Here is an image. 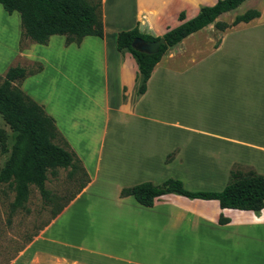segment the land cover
Here are the masks:
<instances>
[{
  "label": "crops",
  "instance_id": "obj_1",
  "mask_svg": "<svg viewBox=\"0 0 264 264\" xmlns=\"http://www.w3.org/2000/svg\"><path fill=\"white\" fill-rule=\"evenodd\" d=\"M216 1L101 0L102 38L86 36L79 45L65 46L64 38L54 35L46 45L29 43L21 51L17 48L19 16L16 12L8 15L0 9V35L8 42L5 44L3 40L6 55L0 61V76L19 59L41 64V71L26 77L19 88L53 119L56 130L89 178L85 187L4 264H264V208L259 211L220 209L216 201L172 194L158 197L151 207H143L132 197H119L121 188L138 184L135 182L130 185L109 182L114 188L113 198L99 200L104 203L101 205L84 207L91 213L87 222L94 229L89 243L71 242L61 236L76 219L73 213L80 208L75 204L107 175L106 169L100 173L105 140L114 145L120 141L128 151L127 157L134 152L142 155V170L144 165H152L151 176L147 179L152 185L167 179L180 181L184 188L193 179L197 183L224 181L233 164L244 165L241 167L264 175L248 161L222 160L223 150L229 145L264 153V144L242 140L235 135L241 128L235 130L241 125L240 119L248 116L250 111L252 129L255 121H264V0H245L167 48L152 68L142 94L137 93L141 75L134 59L128 52L116 50V35L120 31L136 26L143 35L160 37L168 29L193 18L201 7L212 6ZM106 5H110L109 13H106ZM247 10L256 11L258 16L232 25L234 18ZM180 13L183 14L182 21L178 20ZM216 22L226 24L227 28L216 29ZM243 35L252 36V104L248 99L251 90L239 96L241 78L235 76L234 68L227 70L225 64L204 63L202 75L191 72L204 58L222 52L228 39L233 43ZM90 62L92 64H88ZM81 63L98 71L100 104L90 92L84 91L87 86L80 78L72 74L71 70ZM216 69L219 71L211 72ZM189 72L190 76H187ZM49 75H55L68 86L62 90L63 94L66 90V98L90 97L95 118H90L89 124L81 123L87 116L71 111L77 105L71 109L70 105L62 107L60 102L55 105L40 92ZM70 91L71 96L68 95ZM195 98L202 101L210 98L207 99L210 110L206 111L212 113L208 118L217 123L221 132L198 130L170 118L171 112H191L193 108L189 106ZM93 119L95 126L92 128ZM110 121L113 126L109 125ZM146 123L160 128L148 131V137H145L146 131L140 124ZM86 130L88 134L92 132L91 137L86 136ZM232 130L235 133H230ZM193 137L210 140L207 144L211 143L208 145L211 148L207 150L206 145L203 148L192 144ZM119 138L121 140H117ZM107 149L106 153H109L112 146ZM168 155L169 160L164 162ZM104 164L110 166L112 161L105 159ZM189 164L193 171L211 164L220 171L221 178L210 179L208 174L201 172L190 176ZM131 175L134 174L128 171L123 178ZM221 186L207 191H220L224 185ZM219 216L227 222L218 224ZM163 231H168V236L162 238Z\"/></svg>",
  "mask_w": 264,
  "mask_h": 264
},
{
  "label": "trees",
  "instance_id": "obj_2",
  "mask_svg": "<svg viewBox=\"0 0 264 264\" xmlns=\"http://www.w3.org/2000/svg\"><path fill=\"white\" fill-rule=\"evenodd\" d=\"M245 0H217L212 6L201 7L191 19L168 29L160 37L141 34L137 27L120 31L116 35L115 46L119 53L128 52L134 59L141 81L137 89L142 94L145 82L152 68L159 61L165 50L187 35L211 24L218 15L236 8ZM1 9L8 15L16 12L19 16L18 49L26 44L46 45L51 36L64 38V45H79L86 36L102 38L101 0H0ZM258 16L254 10H247L236 16L232 22H248ZM183 20V14L178 15ZM218 30L227 25L216 22ZM134 38L144 41H156L162 38L164 43L155 54H144L130 48ZM42 66L33 63L28 68L18 65L8 67L0 77V117L13 133V142L9 156L0 169V184L13 193L10 208H24L29 196V187L38 191L44 204H54L55 199L45 189L46 172L52 175L56 168H69L68 177L78 169L81 184L76 193L64 205L51 213L53 219L88 183L89 178L79 159L69 149L42 106L31 100L20 88V83L29 76L40 72ZM170 156L166 157L168 161ZM177 195L187 199L216 201L220 209L239 211H259L264 208V175L238 164L232 165L225 185L220 191H189L178 180L167 179L160 185L149 182L121 188L119 197H132L143 207H151L154 201L163 195ZM227 219L218 217L222 225Z\"/></svg>",
  "mask_w": 264,
  "mask_h": 264
},
{
  "label": "rangeland",
  "instance_id": "obj_3",
  "mask_svg": "<svg viewBox=\"0 0 264 264\" xmlns=\"http://www.w3.org/2000/svg\"><path fill=\"white\" fill-rule=\"evenodd\" d=\"M110 9H111L110 5H108L106 9L107 11L106 13H109ZM2 38L3 37L0 35V61L3 55L4 54L6 55V50H4L5 47L4 43L6 44L7 40ZM27 47L28 45L26 44V48ZM17 48H18V42H17ZM33 63L35 62H28L19 59L18 61L14 62L12 66L18 65L24 68H28ZM204 63L223 64L222 66H224L225 64L227 70H231L232 68H234L236 72L235 76H239L241 78V82H240L241 91L239 96H241L244 91L251 90L248 99L252 104V36L243 35L239 38V41H234L233 43H232V39H228L222 52H218L217 54H212L209 58H204L202 61L196 64L195 69L190 71L198 73L196 74V76L202 75L205 71L202 68ZM88 64H92V62ZM227 70H225V72H228ZM71 71L72 74L78 76V78H80L79 80L87 86L86 88H83L84 91L86 93L90 92V95L92 97L94 96L96 97V99H98L97 102L99 104L102 103L101 100L99 99L100 94L97 90L99 87V83H98L99 77L97 74L98 71L95 69V67L93 66L88 67L87 64L81 63L79 66H76L75 69ZM77 71L79 72V75L76 74ZM217 71L219 70L216 69L211 72H217ZM3 74L4 73H2L0 77H2ZM189 74L190 72L187 74V76H190ZM91 78H93L94 80H91ZM233 80L235 81L236 77ZM92 82L94 83L92 84ZM0 83H1V79H0ZM63 87L67 89L68 86L63 84L61 80H58V77H56L55 75L53 76L49 75L46 77L42 89L40 88L41 90L40 92L44 96L48 97V99H50V101L55 105H57V103L60 102L62 107L64 106L67 107L70 105V109L73 108V106L75 108V106L77 105V107L71 111L73 112L78 111L79 116L85 115L89 117V118L86 117V119L84 120L85 122H81L86 126V124H89L91 120L90 118H95V115L93 113L94 112L93 103L91 100H89L90 97L81 95L79 97L66 98L65 95L66 90L65 93L63 94L62 91L64 90ZM68 93L69 96L72 95L71 91ZM47 94L49 96H47ZM207 99L206 101L205 100L202 101L201 98H195L194 101H192L189 106L190 108H193L191 112L187 114H182V113L179 114L178 112L177 114L176 112L175 113L171 112L170 118L177 120L178 123L182 125L196 128L198 130L221 132L222 130L219 129L217 123L214 121L211 122L210 119L208 118V115L211 114L212 112L207 114V112L209 111L206 110H210V107H208L209 102H207ZM179 101L180 103H184L183 100L179 99ZM229 104L230 103H227L226 106H229ZM213 105H216V103H213ZM224 111L225 109L222 111V117H224ZM94 122L95 120L93 119L92 128L93 126H95ZM240 122L241 125L239 124L240 126L238 128H235V130H237L241 127L239 133L235 134L236 137H239L242 140H252V142L264 144V121H260V120L255 121V123H253L254 129H252V111H250L248 116H243L240 119ZM109 125L113 126L114 124L110 121ZM140 126L144 131H146L145 137H148L147 136L148 131H154L160 128L159 126H154L151 125L150 123H146L144 125L140 124ZM84 132L86 136L87 135L90 137L92 136L91 135L92 132H90L89 134L87 130ZM224 133H229V132H224ZM230 133H235V132H233L232 130ZM108 136L109 133L107 134V137ZM117 140H121V138ZM105 141L107 142L104 144V149L102 151V164L100 167L101 168L100 173H103L104 169H106L104 172L107 173V175L104 177L103 181L101 182L98 181V184L93 188V190H90L89 193H86L85 195L82 196L81 202L75 204L77 208H80L79 210H77L75 214L73 213L76 219L74 223H70L66 231L61 234V236H63L64 238L70 239L69 241L71 242L72 241L75 242L84 241L85 243L90 242L92 238V232L94 233V229H92L90 223L87 222L88 218L91 216V213H89L87 209H85L84 207L97 206L96 204L101 205L104 203L103 201L99 202V200L103 199L106 201L107 199L113 198L114 188L112 185L109 184V182L111 184H117V185L123 183L130 185L131 182L140 184V183L148 182L147 179L151 176V171L153 168L150 167H152V165L150 164L144 165V169L142 170L143 165H140L141 159H143L142 155H136V152H134L133 154H130L128 156L130 158L127 161L126 159L128 158L127 157L128 151L126 150L124 145L122 146L120 144V141H118V144L116 145L110 144L108 140ZM208 141L206 139L193 137L191 142L192 144H195L196 146H202L203 148L206 145L207 146L206 149L208 150L209 148H211L208 146L211 145V143L207 144ZM12 142H13V133L5 125V123L2 121L0 117V169L3 166L4 161L9 156V151ZM110 146H112V149L109 150L110 151L109 153H106V150H108L107 148H109ZM223 153H225V155L222 154L223 157L222 160H229L230 158H238V160L241 159V161H248V163L255 164V166H257V169L261 171V173H264V153L262 152H256L255 150L246 149L240 146L229 145L226 146V148L223 150ZM105 159L112 161V164H110V166L105 165L104 164ZM90 160L91 157L88 160V162ZM164 162H167L166 158H164ZM204 166H203L204 169L202 168L203 170L196 169L193 171L191 164H189L188 167L191 170L189 172L190 176L200 175L201 172V174H208L210 179L215 177L221 178V176H219V174L221 175L220 171L217 172L211 164H207L205 167ZM128 171L132 172L134 175L133 176L131 175V177L129 178L128 177L123 178V176L125 177V174ZM68 172H69V168L66 169L56 168L52 175L49 173V171L46 172V181L44 183V186L45 189L49 192V194L55 199V203L53 205L44 204L36 188L30 186L29 196L27 202L24 205L25 209L22 208L11 209L10 203L13 198V193L6 188L5 184H0V264H4L9 259H12L32 239V237L36 235L38 231L51 220L52 218L51 213L55 211L57 207L64 205L65 202L76 193L78 187L81 184L82 175L78 169H76L72 177H68ZM164 172L165 171H163V174ZM101 177H103V174L101 175ZM227 177L224 181H222V179H219L212 181V183L208 181L197 183L195 179L189 180V182H187L186 184L187 188L185 187L184 189L186 190L194 189L197 191L217 190L220 187H222L221 185H225L227 181ZM162 182L164 181L158 182L156 185H160ZM109 187L110 189L108 190V195L105 196L106 189H108ZM129 204L130 205L133 204V201ZM97 214H101V213H97ZM146 232H147V228L145 230V235H147ZM168 233H169L168 231L167 232L163 231L161 233L162 238L168 236ZM144 238L148 239V236H145ZM145 247H151V246L145 245Z\"/></svg>",
  "mask_w": 264,
  "mask_h": 264
},
{
  "label": "water",
  "instance_id": "obj_4",
  "mask_svg": "<svg viewBox=\"0 0 264 264\" xmlns=\"http://www.w3.org/2000/svg\"><path fill=\"white\" fill-rule=\"evenodd\" d=\"M164 43L162 38H158L156 41H144L139 38H134L130 43V48L134 51L144 54H155L158 47Z\"/></svg>",
  "mask_w": 264,
  "mask_h": 264
}]
</instances>
